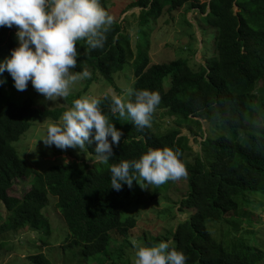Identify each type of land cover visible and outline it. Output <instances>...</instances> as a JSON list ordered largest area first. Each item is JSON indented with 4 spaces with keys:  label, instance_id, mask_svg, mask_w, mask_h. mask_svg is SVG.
Returning <instances> with one entry per match:
<instances>
[{
    "label": "trees",
    "instance_id": "obj_1",
    "mask_svg": "<svg viewBox=\"0 0 264 264\" xmlns=\"http://www.w3.org/2000/svg\"><path fill=\"white\" fill-rule=\"evenodd\" d=\"M99 3L111 14L106 0ZM184 5L197 10L201 25L208 28L211 43L204 64L194 63L193 67L182 58L150 64L147 47L139 40L133 57L130 37L114 17L103 48L90 50L83 40L77 42L75 71L89 68L111 82L131 61V88L155 90L161 97L150 127L144 128L113 115L111 96L99 99L102 112L122 132L107 164L97 162L89 167L85 161L58 159L37 172L20 158L12 143L32 122H57L63 109L36 108L27 98L29 92L17 94L5 71L6 83L0 85V203L6 216L0 236L25 227L49 234L50 220L43 209L52 196L67 228L63 249L79 246L84 260L106 254L110 233L126 237L135 225L133 217L121 221L119 211L136 181L131 188L122 185L121 190H113L109 165L138 159L148 148L168 147L180 153L188 175L189 191L179 201V209H192L189 218L166 235L170 248L182 251L186 264H264V247L255 232L241 230L240 220L230 215L242 211L246 222H252L245 216L264 205V0H132L127 8L139 9L136 30L145 35L150 22L171 16ZM14 33L15 27L0 26V59L17 46ZM157 110H165L173 119L164 131L153 129L158 127ZM202 121L208 123V135L200 142L201 153H193L181 130L203 138ZM93 147L85 149L92 159ZM30 177V189L22 198L9 195L14 180ZM218 225L221 227L213 228ZM151 242L145 239L146 244ZM6 245L0 243L1 248ZM123 251L116 249V259L110 254L94 263L128 264ZM28 259L32 264H50L43 253Z\"/></svg>",
    "mask_w": 264,
    "mask_h": 264
},
{
    "label": "clouds",
    "instance_id": "obj_2",
    "mask_svg": "<svg viewBox=\"0 0 264 264\" xmlns=\"http://www.w3.org/2000/svg\"><path fill=\"white\" fill-rule=\"evenodd\" d=\"M113 23V16L99 0H0V26L15 27L17 41L10 55L0 59V85L6 83L3 74L7 71L18 91L25 90L30 82L45 101L67 97L71 85L90 76L87 68L74 70L79 55L77 42L83 40L90 50L103 48ZM124 92L128 99L115 94L110 97L111 113L138 128L150 127L161 100L159 93L131 87ZM99 105L95 97L74 99L58 122L46 126L39 140L45 146L79 152L94 144L95 161L107 164L122 132ZM179 156L168 147L148 148L138 159L110 164V187L119 191L122 185L131 188L136 181L141 188H149L185 177L187 170ZM186 259L167 241L150 246L133 242L132 264H186Z\"/></svg>",
    "mask_w": 264,
    "mask_h": 264
},
{
    "label": "rangeland",
    "instance_id": "obj_3",
    "mask_svg": "<svg viewBox=\"0 0 264 264\" xmlns=\"http://www.w3.org/2000/svg\"><path fill=\"white\" fill-rule=\"evenodd\" d=\"M131 3L132 0H106L108 11L118 22L122 23L127 31L133 53L136 41L139 40L140 44L147 47L146 52L150 64L169 62L176 58L186 59L190 66H193L194 63L204 64V60L210 52L208 49L211 37L208 28L201 25L197 10L184 5L171 16H162L150 22L148 28L144 29L146 32L144 35L136 30L139 9L127 8ZM233 9L234 12L237 11L236 7ZM211 34L213 35V32ZM88 71L90 72L89 77L75 82L70 86L67 97L58 98L54 102L45 101L43 96L32 88L30 82L25 90L19 91L17 94L22 96L29 92L27 98H30L34 106L40 110L62 108L65 111L71 107V100L77 94H80L79 98L88 96L98 100L105 95L112 96L114 94L121 96L122 99H128L124 90L131 87L134 80L131 61L127 62L123 69L112 77L111 82L94 74L89 68ZM17 101L19 100L17 99ZM52 122L54 121L50 119L32 122L28 130L12 143L20 158L24 159L37 172L47 169L58 159L64 162L85 161L89 167L97 163L85 150L79 152L73 148L61 150L55 146H45L39 139L45 134L46 126ZM172 122L173 119L166 114L165 110H157L155 123L158 124V127L153 126V129L164 131L171 126ZM202 129L206 132L203 138L193 137L186 129L181 130L183 135L188 136V145L193 153H201L200 142L208 135L207 122L202 121ZM193 131L196 129L193 128ZM31 179L30 177L14 180L9 195L22 198L30 189ZM188 191V175L176 181H166L159 186L150 185L149 188H141L136 182L127 204L119 211L121 221L131 217L135 219L134 227L130 229L126 237H115L116 235L110 233L106 254L102 253L87 260L83 259L79 246L63 249L67 228L56 208V198L49 196V203L43 209V215L50 220V233L45 234L43 231H33L29 227H25L23 230L1 235L0 243L7 242V245L4 248L0 247V264H32L28 257L36 253H43L50 264H96L94 262L97 259L108 258L110 254H112V258L116 259L119 255L116 252L118 248H124L122 258L128 260V264H132L133 242L138 246H150L161 240L165 241L166 235L170 234L179 222L189 218L192 209H179V201L186 196ZM230 215L240 220V224L243 226L241 230L246 228L248 231L255 232L256 240L264 247V205L260 208L257 207L256 211L245 216L252 218V222H246L242 211ZM5 216L6 210L0 203V224L4 221ZM223 223L225 224V221ZM208 227L210 229V225ZM220 227L221 225H218L213 228ZM237 234L240 235V232ZM212 235L218 238L213 232ZM145 239H151L152 242L146 244Z\"/></svg>",
    "mask_w": 264,
    "mask_h": 264
}]
</instances>
